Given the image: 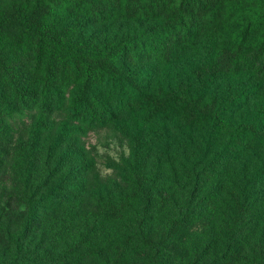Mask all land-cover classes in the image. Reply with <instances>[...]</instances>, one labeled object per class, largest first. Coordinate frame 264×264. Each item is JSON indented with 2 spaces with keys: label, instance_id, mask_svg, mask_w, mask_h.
<instances>
[{
  "label": "trees",
  "instance_id": "1",
  "mask_svg": "<svg viewBox=\"0 0 264 264\" xmlns=\"http://www.w3.org/2000/svg\"><path fill=\"white\" fill-rule=\"evenodd\" d=\"M136 18L152 24L112 39L85 40L75 34L89 22L123 23ZM202 50L190 78L173 85L148 79L152 70L179 54ZM263 66L264 0H9L0 4V151L9 136L10 120L24 115L27 108L39 114L29 139L15 147L16 168L26 188L31 186L40 156L41 135L53 127L47 115L54 110H65L78 123L59 127L56 143L49 148L52 152L82 124L103 125L121 114L137 113L142 122L170 120L187 130L208 128L209 136L224 134L237 119L233 140L221 153L223 158H231L237 146L250 139L261 144L264 104H247L249 95L257 90L252 85L236 91L229 84L221 89L220 85L227 79L254 77ZM193 169L198 178L222 175L226 170L222 162L210 160L195 161ZM263 178L264 160L256 176L259 183ZM124 181L125 189L95 195L97 210L105 218L119 221L140 195L142 204L134 227L143 242L156 246L155 240L144 235L148 213L154 206L174 207L179 190L159 183L151 171L134 165L125 168ZM193 194V190L187 193L178 213L168 218L167 236L187 225L198 208H205L211 217L218 214L217 194L206 192L196 201ZM66 204L80 206L68 194L30 196L22 228L3 233L13 259L4 262L0 258V264H67L75 247L50 255L25 243L27 231L43 209L58 210ZM237 208L241 223L253 211L248 196ZM72 213L61 215L59 230H70ZM263 245L256 264H264Z\"/></svg>",
  "mask_w": 264,
  "mask_h": 264
},
{
  "label": "rangeland",
  "instance_id": "2",
  "mask_svg": "<svg viewBox=\"0 0 264 264\" xmlns=\"http://www.w3.org/2000/svg\"><path fill=\"white\" fill-rule=\"evenodd\" d=\"M9 0H0V4ZM150 20L136 18L123 23H87L76 35L82 39H112L131 34ZM206 50V48H204ZM191 51L176 56L170 63L152 70L151 82L173 85L190 78L204 54ZM231 91L249 85L257 90L249 95L251 107L264 104V66L254 77L227 79L221 87ZM251 93V92H250ZM39 114L27 109L22 116L10 120L8 138L0 151V258L13 259L5 230L22 228L29 209V197L52 192L70 195L79 208L66 204L59 209H43L26 233L25 243L50 255L63 254L75 247L67 264H256L259 246L264 244V178L257 181L258 168L264 160V138L250 139L237 146L231 158H223L222 150L230 143L237 119L224 134L209 136L210 130H187L175 122L159 120L142 122L141 116L121 114L116 121L103 125L82 124L67 134L52 152L59 127L76 125L65 110H54L47 116L52 129L41 135V152L29 181L23 184L16 168V146L30 137L32 125ZM71 127V126H69ZM264 130V124L261 125ZM136 138H140L137 142ZM263 155V156H262ZM222 162L225 172L198 178L193 163ZM134 165L151 171L159 183L178 189L174 207L157 208L148 213L145 237L156 246L145 243L137 234L134 221L142 204L137 195L119 221L99 214L95 195L110 189H125L124 170ZM51 167L53 168L50 171ZM193 190L195 201L204 193L218 195L220 208L214 217L205 208L197 209L194 218L175 233L167 236L168 218L178 213L185 195ZM248 196L253 211L241 223L238 203ZM178 201V203H177ZM73 211L68 221L70 230L61 231V215ZM89 212L90 216H86ZM71 218V219H70ZM243 227V228H242ZM264 246V245H263Z\"/></svg>",
  "mask_w": 264,
  "mask_h": 264
}]
</instances>
